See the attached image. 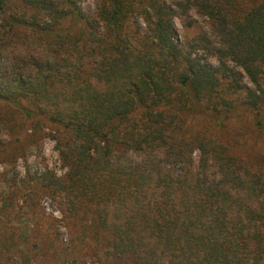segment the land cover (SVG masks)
Here are the masks:
<instances>
[{
	"label": "trees",
	"instance_id": "1",
	"mask_svg": "<svg viewBox=\"0 0 264 264\" xmlns=\"http://www.w3.org/2000/svg\"><path fill=\"white\" fill-rule=\"evenodd\" d=\"M193 10L210 34L181 45L174 19L191 28ZM240 111L253 125L228 128ZM263 113L264 0H99L93 15L77 0H0V128L62 130L68 173L39 181L69 213L92 212L108 257L264 264ZM202 116L211 133L190 129Z\"/></svg>",
	"mask_w": 264,
	"mask_h": 264
},
{
	"label": "rangeland",
	"instance_id": "2",
	"mask_svg": "<svg viewBox=\"0 0 264 264\" xmlns=\"http://www.w3.org/2000/svg\"><path fill=\"white\" fill-rule=\"evenodd\" d=\"M77 1L84 13L93 15L99 0ZM180 1L165 0V4L176 8ZM191 18V28L186 27L183 18L174 19V31L181 45L188 31L201 30L210 34L206 16L193 10ZM138 23L140 31L147 34L146 23L143 20ZM198 55L212 67L217 66L214 57L202 51ZM242 86L256 90L247 78L243 79ZM221 95L237 104L243 101L241 93L222 91ZM240 112L232 114L225 124L228 128L236 131L245 122L253 125L255 116L245 114L246 117H242L243 111ZM261 120L264 123V113ZM190 125L192 131H214L209 116L197 117ZM0 129V264H130L108 257L102 237L100 241L95 240L90 225L91 211L77 215L69 213L64 200L39 181L45 173H53L57 179L65 178L68 173L57 148L62 130L48 123L44 130L34 135L32 124L22 121L9 131ZM259 147L264 149V136Z\"/></svg>",
	"mask_w": 264,
	"mask_h": 264
}]
</instances>
